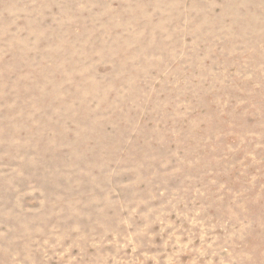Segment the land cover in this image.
I'll return each instance as SVG.
<instances>
[{"label": "rangeland", "instance_id": "1", "mask_svg": "<svg viewBox=\"0 0 264 264\" xmlns=\"http://www.w3.org/2000/svg\"><path fill=\"white\" fill-rule=\"evenodd\" d=\"M0 264H264V0H0Z\"/></svg>", "mask_w": 264, "mask_h": 264}]
</instances>
